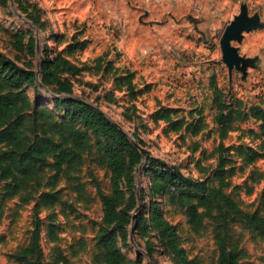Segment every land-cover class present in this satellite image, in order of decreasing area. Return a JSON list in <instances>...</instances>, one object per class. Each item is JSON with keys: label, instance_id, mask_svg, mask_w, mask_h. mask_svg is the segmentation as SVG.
<instances>
[{"label": "rangeland", "instance_id": "1", "mask_svg": "<svg viewBox=\"0 0 264 264\" xmlns=\"http://www.w3.org/2000/svg\"><path fill=\"white\" fill-rule=\"evenodd\" d=\"M242 1L210 0L201 8L196 0H0V52L36 73L46 60L57 62L61 70L62 58L69 66L83 68L105 57L104 66L113 64L108 75L58 72L72 88L66 98L98 108L131 139L142 142L140 147L150 158L179 167L195 180L212 179L218 164L213 151L219 142L214 131V86L228 100H242L246 108H264V30L246 34L244 39L242 54L259 55L263 62L262 71L249 70L246 83L238 71L230 77L221 61L220 38L239 13ZM246 2L251 13L260 11L264 19V0ZM192 18L200 21L198 30ZM31 40L35 42L33 51L29 48ZM127 70L136 75L134 83L140 95L134 100L116 83ZM42 77L40 74L43 83ZM49 90L59 91L56 86ZM19 92L29 100L26 138L34 142L49 136L70 145L62 132L66 108L55 101L56 96L40 88L38 82L24 85ZM162 108L178 110L179 116L186 118L201 115L207 129L197 137L184 131L173 133L169 124H156L152 119ZM251 128L258 130L259 123H236L227 146H258L260 139L243 135ZM197 145L199 150L194 151ZM103 153L98 137L91 133L80 165L58 174L52 167L53 159H49L27 187L14 195L8 193L7 183H0V264H34L37 257L20 262L14 256L30 244L38 222L43 262L62 255L73 264H94L99 255L97 233L105 214L99 189L104 194L112 191L111 172ZM241 165L239 160L235 166ZM139 168L136 189L128 190L124 185L117 200L128 219L126 242L116 231L118 246L127 264H174L153 234L147 237L141 233V216H151L150 187L155 169L145 161ZM230 181L227 191L239 205L264 216V159L238 171ZM47 195H57L59 201L51 203ZM157 200L162 203L165 219L178 228L189 258L195 264H217V214L198 227L185 209L169 205L167 199ZM149 241L155 249L153 257L149 255ZM229 243L237 249L242 264H264V238L253 228L241 222L232 224Z\"/></svg>", "mask_w": 264, "mask_h": 264}, {"label": "trees", "instance_id": "2", "mask_svg": "<svg viewBox=\"0 0 264 264\" xmlns=\"http://www.w3.org/2000/svg\"><path fill=\"white\" fill-rule=\"evenodd\" d=\"M34 47L35 42L31 40L30 50L33 51ZM61 60L64 65L61 70L57 62L46 60L42 64L41 74L46 87L50 89V86H56L60 91L51 90L57 95L55 101L66 108L62 132L68 136L70 145L55 141L49 136L34 142L26 138L25 112L29 100L19 90L26 84L36 83L37 73L20 67L0 52V183H7L8 193L14 195L27 187L30 180L44 169L49 159H53L52 167L58 174L80 165L83 155L89 149L91 133H94L98 137V143L103 146V157L111 172L112 188L110 194H104L99 189L105 214L97 233L99 255L94 264H127V259L118 246L116 231L126 242L128 219L125 212L118 208L117 200L123 194L124 185L128 190L136 189L135 173L144 161L155 170L150 187L151 216L150 219L143 215L140 218L142 235L149 237L153 234L162 252L170 256L174 264H195L182 246L178 228L165 219L162 203L157 200L159 197L167 199L169 205L185 209L191 222L198 227L203 226L207 218H213L217 214L220 222L216 230L217 264H242L237 249L229 243L230 227L241 222L264 238V216L244 210L227 190L231 186L232 176L264 159V108H246L242 100H228L227 95L214 86V131L219 142L213 155L217 157L218 164L212 179L195 180L186 176L179 167L164 165L161 161L150 158L145 150L143 154L138 147L142 142L134 140L135 144L125 131L98 108L80 99L61 97L70 95L72 88L59 77V71H92L108 75L113 72L112 62L104 66L105 57H99L93 66L78 68L69 66L63 58ZM135 78V73L127 70L125 75L116 79L117 85L125 87L133 100L140 95L134 83ZM152 119L156 124H169L173 133L184 131L192 137H197L207 129L201 115L198 118L193 115L190 118L181 117L178 110L168 108L155 112ZM249 120L258 122L259 128L245 130L243 135L254 140L260 139L261 143L256 147L244 143L227 146L226 141L234 131L235 124ZM100 136L104 138L103 141L99 139ZM198 150L197 145L194 151ZM144 155L147 156L146 160ZM239 160L242 165L237 168L235 165ZM47 198L51 199V203L59 201L57 195H47ZM40 224L38 222L30 244L14 258L20 262H29L32 257H37L34 264H73L62 255L51 262L42 261ZM148 243L149 255L153 257V243Z\"/></svg>", "mask_w": 264, "mask_h": 264}, {"label": "water", "instance_id": "3", "mask_svg": "<svg viewBox=\"0 0 264 264\" xmlns=\"http://www.w3.org/2000/svg\"><path fill=\"white\" fill-rule=\"evenodd\" d=\"M191 22L195 25L196 30H198V24L200 23V21L196 18H192ZM260 30H264V19L261 12L256 11L255 13H251L249 3L246 2V0H243L240 3L239 13L235 15L233 20H231L230 23L225 27L220 38V47L222 52L221 61L228 69L230 77L232 76L234 71H238L242 74V81L246 83L248 80L250 69L258 71L263 70V62L261 56H248L246 54H242V45L246 34ZM40 74L41 71L39 69L37 71V82L40 88L45 89L48 93H51L53 96L57 97V95L53 94L42 83V81L40 80ZM117 126L121 130H123L119 125ZM133 142L136 144L134 140ZM138 147L144 154V151L142 150L140 145H138Z\"/></svg>", "mask_w": 264, "mask_h": 264}, {"label": "crops", "instance_id": "4", "mask_svg": "<svg viewBox=\"0 0 264 264\" xmlns=\"http://www.w3.org/2000/svg\"><path fill=\"white\" fill-rule=\"evenodd\" d=\"M209 2H210V0H196V2H194V3L199 5L202 8V6H205V5L208 6Z\"/></svg>", "mask_w": 264, "mask_h": 264}]
</instances>
